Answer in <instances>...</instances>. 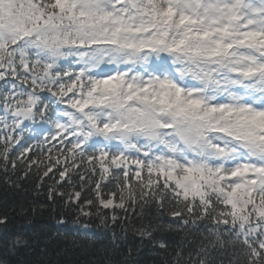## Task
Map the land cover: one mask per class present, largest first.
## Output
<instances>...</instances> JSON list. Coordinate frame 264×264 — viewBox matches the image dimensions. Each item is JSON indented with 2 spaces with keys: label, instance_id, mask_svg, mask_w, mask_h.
I'll return each mask as SVG.
<instances>
[{
  "label": "snow or ice",
  "instance_id": "1",
  "mask_svg": "<svg viewBox=\"0 0 264 264\" xmlns=\"http://www.w3.org/2000/svg\"><path fill=\"white\" fill-rule=\"evenodd\" d=\"M33 169L103 264H264V0H0V171ZM17 215L0 264H46Z\"/></svg>",
  "mask_w": 264,
  "mask_h": 264
},
{
  "label": "trees",
  "instance_id": "2",
  "mask_svg": "<svg viewBox=\"0 0 264 264\" xmlns=\"http://www.w3.org/2000/svg\"><path fill=\"white\" fill-rule=\"evenodd\" d=\"M34 174L35 169H33V175H30L27 179H23L18 178L17 175H13L11 172L6 177L4 172L0 171V213L10 210L13 207L18 208L20 205L29 209L28 217L18 215L14 217L11 235L17 233L22 234L28 239L30 245L37 234L42 241L47 238L48 253L45 256L46 264H103L104 253L99 251L100 243H106L110 237V233L105 235V230L102 226H98V221L93 222L89 235H95L100 238L96 246L89 249L74 247L71 243V238L75 231L72 224L75 213L72 216H68V223L61 227L56 223L59 216L53 217L51 207H46V210L41 211L40 205L47 206L49 202L47 201L46 188L40 190L43 194H38L35 187L37 179ZM7 179H11L13 182H19L21 187H14L7 182ZM44 183L49 184L51 181L46 178ZM33 205L36 206V212L34 214L31 211ZM171 219V217L165 215L164 219L158 222L165 232ZM57 232L61 235H56ZM64 234L68 235L67 242L64 240ZM129 243L139 244L140 241L138 238L135 241L130 238ZM2 251L3 239L0 238V252ZM38 258H40L38 251L29 254L28 248L21 244L19 246V253L14 258V264H19L20 261H24V264H36ZM134 258L138 261V264H158V258L153 254L150 243H146L141 253L134 256Z\"/></svg>",
  "mask_w": 264,
  "mask_h": 264
}]
</instances>
